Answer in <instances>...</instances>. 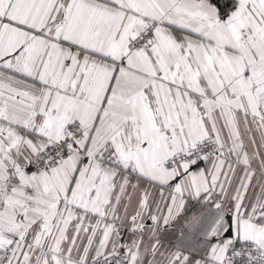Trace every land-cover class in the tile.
I'll return each mask as SVG.
<instances>
[{"label":"snow or ice","instance_id":"1","mask_svg":"<svg viewBox=\"0 0 264 264\" xmlns=\"http://www.w3.org/2000/svg\"><path fill=\"white\" fill-rule=\"evenodd\" d=\"M0 264H264V0H0Z\"/></svg>","mask_w":264,"mask_h":264}]
</instances>
